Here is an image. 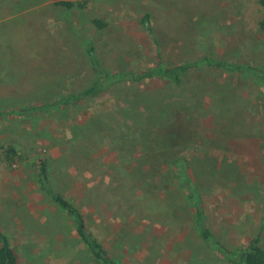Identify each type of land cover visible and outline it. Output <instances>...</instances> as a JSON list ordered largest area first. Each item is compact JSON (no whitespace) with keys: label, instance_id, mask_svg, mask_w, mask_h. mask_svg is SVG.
Segmentation results:
<instances>
[{"label":"rangeland","instance_id":"obj_1","mask_svg":"<svg viewBox=\"0 0 264 264\" xmlns=\"http://www.w3.org/2000/svg\"><path fill=\"white\" fill-rule=\"evenodd\" d=\"M58 2L76 5L67 9L56 6ZM259 15L258 0H0V111L55 102L83 91L94 79L90 45L111 74L143 72L160 60L180 65L207 56L231 63L244 60L264 69ZM95 18L104 20L107 28L98 30ZM220 85L230 91L227 104L220 102ZM262 92L252 77L205 67L188 73L180 87L122 80L96 98L40 119L0 117V229L17 251L19 264H99L77 239L71 222L41 191L33 165L40 157L49 158L57 188L85 207L90 233L120 264H226L191 230L194 218L181 208V200L169 208L144 189L132 194L130 203L122 202L124 209H116L112 203L119 186L101 175V166L76 157L79 145L67 143L68 127L87 118L99 117L113 129L135 126V114H123L129 108L142 118L150 115L148 110L177 106L180 112L172 116L176 120L196 126L233 120V126L237 122L243 127L233 132L241 154L208 151L199 135L193 137L194 151L182 154L191 158V173L201 186L200 200L214 234L232 247L259 235L264 247ZM160 125L161 131L170 127ZM107 132L91 138L97 142L94 159L102 164L118 157L109 134L114 132ZM7 144L18 145L29 161L13 167L3 163L2 147ZM167 162L168 157L155 158L156 171L162 173L156 176L167 173ZM173 187L178 190L175 183ZM136 204L147 213L154 206L174 211L178 225L156 222L147 213L150 218L139 223L127 210ZM118 211L127 215L124 220L114 216ZM159 216L165 217L163 212ZM152 247L158 253L153 254Z\"/></svg>","mask_w":264,"mask_h":264},{"label":"trees","instance_id":"obj_2","mask_svg":"<svg viewBox=\"0 0 264 264\" xmlns=\"http://www.w3.org/2000/svg\"><path fill=\"white\" fill-rule=\"evenodd\" d=\"M75 5L76 4L73 2L56 3V6L65 7L67 9L74 8ZM258 6L260 15L257 20V29L264 37V0H258ZM79 8H85V5L79 4ZM149 20L150 14H147L144 23L148 24ZM92 23L98 30H105V28H107V23L102 19L95 18L92 20ZM90 46L91 58L94 63V79L87 88L77 94L62 97L55 102L44 103L29 108L22 107L16 111L5 113L0 111V117L17 115L21 119H26L28 117L40 119L42 115L61 110L63 107L70 106L72 103H80L96 98L108 87L122 80H131L135 83L161 81L175 87H180L188 73L205 67L226 70L241 76L252 77L264 88V69L247 63L244 60H237L231 63L226 60H219L207 56L206 58L191 60L180 65L164 64L163 61L160 60L156 66L143 72L122 75L111 74L103 69L95 57L94 47L92 45ZM158 57L162 58L161 54H158ZM217 89H219L218 92L222 96V101L220 102L222 104H227V97L230 91H228L224 85L218 86ZM262 93L264 94V92ZM158 99L157 97L152 98V100L157 102ZM176 108H173L174 110H165V108H163L164 110L161 111L148 110L150 115L142 118L139 117L137 109L135 108L123 110L125 116L127 114H135L136 116V125L132 127L126 126L125 128L113 129L102 119H99V117L87 118L81 122L76 121L68 127L67 143L79 145L76 150V157L84 159L86 162L91 163L92 166L93 164L101 166V175L112 178L114 184L119 186V194L115 195L117 201L112 203L116 209H124L121 203L125 200L130 203L131 195H135L138 191H144V189L151 196L163 199L165 201L164 203H166V206L169 208L178 205L181 200V208L184 210L186 209L187 213L193 215L194 220L191 230L208 248H210V250L214 251L222 261L226 264H264V247L262 246L263 238L261 236L258 235L250 239L242 246L232 247L218 238L211 227L208 226L206 210L200 200L199 192L201 186L191 173V158L182 154V150H187L189 148L194 151L195 148L192 142H194L193 139L196 140V138L193 137L197 135L203 140L202 145L206 147L208 151L218 150L233 155L241 154V150L239 149L241 147L240 141H238L239 139L236 137V134H234V128L238 131L243 129V127H240L237 122L236 125L233 126V120L218 121L216 122L217 124L214 123L213 125L209 124L207 126L203 125V123L201 126H196L193 121H186L183 119L176 120L172 118L173 114L177 117L180 112L178 111L179 107L176 106ZM102 111L106 112V116H110L107 115V111ZM161 123H165V125L170 124V127L161 131ZM108 127L114 132L109 134L114 139L113 147L118 157L112 164H102L99 159H94L97 142H94L91 138H93L94 135L108 133ZM63 143H65V141ZM158 157H161V159H166V157H168V170L167 173L162 176H156L159 172L161 173V171H156L158 169L155 166V158L159 159ZM29 159L30 158L25 156L20 147L16 144H7L2 147L1 161L9 167H13L17 163L23 165L27 163ZM137 163L149 166L151 170L146 172L143 169L144 166L138 165L139 167H137ZM33 165L36 170L35 175L41 191L63 212L66 219L71 222L75 236L88 248L91 257L99 264H120L119 261L108 252L103 243L90 233V226L87 219L88 215L86 216L83 212V208L85 209V207L78 206L72 198L65 196L63 192L57 188L58 186L53 180L49 158L40 157L38 160H34ZM102 168L104 169L103 172ZM174 183L178 187V190L174 189ZM108 190L110 189L107 188L106 191ZM164 194L166 196H164ZM94 196L97 197L96 195ZM109 197H113V195L109 194ZM87 201L91 204L89 198H87ZM116 202L118 204H116ZM127 210L129 215L138 217L139 223L143 221V218H150L146 216L150 214L152 219H155L156 222L163 221L164 224H170L172 226L178 225L175 221L176 219H174V211L169 212L166 208L154 206V209L147 213V210L144 212V209H140L139 204H136L128 206ZM162 212L165 217L158 218L160 217L159 214L161 215ZM114 216L124 220L123 217L127 215L118 211ZM263 226L264 224L262 227ZM152 253L156 254L158 251L152 247ZM19 263L17 251L12 247L8 236L0 229V264Z\"/></svg>","mask_w":264,"mask_h":264}]
</instances>
